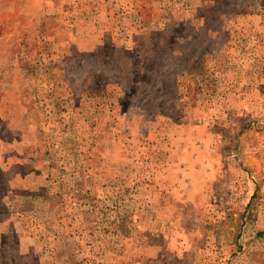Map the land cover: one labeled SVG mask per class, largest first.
<instances>
[{"label": "rangeland", "instance_id": "obj_1", "mask_svg": "<svg viewBox=\"0 0 264 264\" xmlns=\"http://www.w3.org/2000/svg\"><path fill=\"white\" fill-rule=\"evenodd\" d=\"M0 264H264V0H0Z\"/></svg>", "mask_w": 264, "mask_h": 264}, {"label": "crops", "instance_id": "obj_2", "mask_svg": "<svg viewBox=\"0 0 264 264\" xmlns=\"http://www.w3.org/2000/svg\"><path fill=\"white\" fill-rule=\"evenodd\" d=\"M250 199H248V201H249Z\"/></svg>", "mask_w": 264, "mask_h": 264}]
</instances>
